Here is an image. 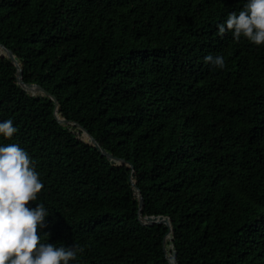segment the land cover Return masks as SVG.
<instances>
[{"label":"trees","instance_id":"obj_1","mask_svg":"<svg viewBox=\"0 0 264 264\" xmlns=\"http://www.w3.org/2000/svg\"><path fill=\"white\" fill-rule=\"evenodd\" d=\"M247 0H0V44L86 128L113 164L59 123L55 102L19 86L0 55V122L44 188L41 243L76 248L69 264H264V45L218 24ZM223 56L225 68L205 63ZM84 138L88 136L84 133Z\"/></svg>","mask_w":264,"mask_h":264},{"label":"clouds","instance_id":"obj_2","mask_svg":"<svg viewBox=\"0 0 264 264\" xmlns=\"http://www.w3.org/2000/svg\"><path fill=\"white\" fill-rule=\"evenodd\" d=\"M220 35L232 32L254 45H264V0H247L217 25ZM205 63L224 69L223 56L207 55ZM17 129L11 119L0 122V135L10 139ZM44 188L28 153L18 144L0 146V264H69L76 248L41 243L39 229L49 215L43 204L29 208Z\"/></svg>","mask_w":264,"mask_h":264},{"label":"water","instance_id":"obj_3","mask_svg":"<svg viewBox=\"0 0 264 264\" xmlns=\"http://www.w3.org/2000/svg\"><path fill=\"white\" fill-rule=\"evenodd\" d=\"M0 55L2 56H6L8 57L12 63L17 67V81L20 87H22L25 91L30 92L32 95H38V96H47L50 97L51 99L54 100L55 102V118L59 123L62 124H66V125H70V124H74L77 125L79 131L82 134V139L85 142H88L89 144H91L92 146L96 147L100 153L107 157L109 160L112 161L113 164H129L130 167L132 168V173L130 176V180L132 183V188L134 190L135 196L138 198L139 200V220L141 222L142 225L146 226V227H151L154 226L156 224H164L168 227V233L164 238V242L166 241L167 236H169L170 234H172L173 240H174V233H175V229H174V225L171 221V219L167 216H147L143 214V211L145 209V202H144V197L141 193L140 188L137 186L136 182H135V174L133 172V165L128 163L126 160L118 158L116 156H114L112 153L108 152L103 146H101V144L98 142V140L91 135V133L84 127L80 126L77 123H73V121L68 120L66 118H62V116L60 114H58V110H59V106H58V99L52 95L49 91H47L43 86H41L40 84H36V83H26L24 82V69L22 67V63L20 62L19 58L14 54V52L10 49H8L5 45L0 44ZM84 133L88 136V138H84ZM170 248L166 249L167 253H166V257L168 259L169 264H175L174 261L177 258V252H176V248L175 245H173V250L174 253L172 254L169 253Z\"/></svg>","mask_w":264,"mask_h":264},{"label":"bare ground","instance_id":"obj_4","mask_svg":"<svg viewBox=\"0 0 264 264\" xmlns=\"http://www.w3.org/2000/svg\"><path fill=\"white\" fill-rule=\"evenodd\" d=\"M170 235L172 236V234H170ZM170 235L167 236L166 240L168 239V237H170ZM166 249H167V247H165V252L167 253ZM171 252H172V251L169 250V253H171ZM174 263H175V264H180L176 259H175Z\"/></svg>","mask_w":264,"mask_h":264}]
</instances>
